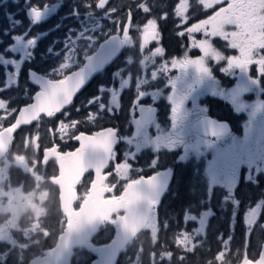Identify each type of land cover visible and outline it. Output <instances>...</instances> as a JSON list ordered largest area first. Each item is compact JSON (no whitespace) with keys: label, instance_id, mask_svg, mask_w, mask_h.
Segmentation results:
<instances>
[{"label":"flooded vegetation","instance_id":"flooded-vegetation-1","mask_svg":"<svg viewBox=\"0 0 264 264\" xmlns=\"http://www.w3.org/2000/svg\"><path fill=\"white\" fill-rule=\"evenodd\" d=\"M114 1L111 0L110 5ZM84 3L85 0H0V96L11 99L12 106L30 103L25 94L16 87L17 76L20 79V89L27 87L34 91L35 85L27 84L29 79L27 67L51 66L56 69V65L64 59L63 46L68 43L65 37L72 38L75 45L80 39L74 38L79 26H88V22L91 24L89 16L91 10L86 9ZM36 5L42 8L45 19L34 23L28 12ZM75 9H79V13H76ZM127 11L128 9L124 8L120 14ZM97 13L99 17H94L95 23L101 25L105 13L100 10L95 14ZM14 29L19 30L18 34L13 35ZM44 36H50L52 42L44 40ZM194 36L197 40L200 39L197 35ZM27 37L28 41L32 38L36 40L35 56L26 53L27 49L20 54L18 50L13 49L17 46L16 42L21 45V41ZM216 40L220 39L216 38L213 41ZM58 41L60 43H57ZM101 41L88 54L79 53L82 60H74L79 69L83 66L84 58L94 52ZM185 44L190 46V51L195 49L191 48V42L185 40ZM48 49L52 51L61 49L62 55L56 57L54 53L52 57L49 55L43 57L39 52ZM127 51L126 46L123 54L110 67L74 97L72 105L65 109L69 114L67 118L57 114L54 120H48L39 115L31 124L22 125L11 136L7 150L0 158V252L5 248L4 239L8 240L12 235L6 231L5 224L16 207L18 226L25 233L23 242L37 241L38 248L43 247L31 257L41 254L55 244L59 231L58 228L55 230L54 228L62 214L60 167L64 165L65 155L76 152L81 147V144L78 145L73 139L65 137L61 140L63 126L59 133H56L55 129L60 121L67 123L71 119H80L87 115L86 109L90 104L92 105L90 110L93 112L105 106L107 110L101 112L99 119L82 125L78 129L80 137H90L102 130H108L107 128L119 129L117 137L121 143L113 155L123 161L127 158L126 154L132 153L133 156V159L127 158L132 171L127 174L126 179L122 177L126 172L121 171L122 165L116 169L117 174L122 177L120 180H117L116 176L101 175L99 195V191H102L104 198L120 197L128 183L142 177L148 178L168 168H159L160 165L157 169L145 170V161H150L151 157L157 161L165 160L174 146L178 145L182 150L185 142H196L202 145L201 149L195 148L198 152H203L199 158L191 157L189 160L179 162L178 155L175 154L172 161L182 164L194 163L192 161L195 160L204 162L206 157L213 158L212 168L215 171L213 179L217 189L229 190L237 203L240 197L246 201L237 213L243 216V220L245 215L251 214L250 226L264 222V96L261 93L245 94L239 95L237 99L230 96L232 92L228 94L229 96H214L204 88L203 79L206 74L200 73L195 66L189 65L184 70L167 71L159 57L147 65L139 63L138 54L137 62L131 57L129 61H123ZM184 52L180 53V56L170 55L164 59L177 57L183 59L187 55ZM27 61H33V64L28 65ZM132 61L135 67L132 66ZM153 70L157 73L155 78L151 76ZM35 74L40 76L39 73ZM252 74L256 76L254 72ZM122 76H126L127 79V87L123 89L119 86ZM216 76L220 78L219 74ZM11 79L14 85H10ZM227 84H232V81H228ZM161 86L163 88H160ZM261 89L264 91V84ZM128 90L131 92L130 95L125 94ZM93 100L97 101V104H92ZM177 103L180 105L179 110L173 112ZM113 106L115 114L109 116L108 112L113 111ZM77 108L81 109L79 113L76 111ZM152 112L155 113L154 120L144 125L134 137L136 120L143 124ZM4 115L0 114V131L10 126L16 119L13 115H8L5 119ZM205 119L214 121L213 128L205 129L201 126ZM157 124L163 131L154 129ZM49 129H52L53 133H50ZM143 135L142 141L139 142ZM163 140L166 148L161 146ZM167 143L170 145L169 148ZM208 144L211 145L204 150ZM135 162L141 163L140 170L135 171L133 168L132 164ZM113 168L114 165L110 164L106 171L110 172ZM176 173L177 171L173 170V176L158 208L169 190L172 191ZM94 176L95 174L86 171L73 183L74 194L69 192L74 196L72 204L74 209H78L89 194ZM223 183L226 188L221 186ZM168 216L172 217V214L169 213ZM149 219L155 220L154 212L150 214ZM258 234V238L261 239L262 230ZM245 237L248 239V235Z\"/></svg>","mask_w":264,"mask_h":264},{"label":"snow or ice","instance_id":"snow-or-ice-1","mask_svg":"<svg viewBox=\"0 0 264 264\" xmlns=\"http://www.w3.org/2000/svg\"><path fill=\"white\" fill-rule=\"evenodd\" d=\"M110 3L111 0H85L84 7L91 10L94 15L97 10L105 13L103 21L113 25L112 31L108 33L109 36H116L121 43L131 46L138 53L141 65L152 63L154 58L159 57L161 58V64L167 71H172L173 69L184 70L189 65H192L200 73L207 74L211 71L208 64L209 61L215 64L223 62L224 67L221 71L230 72L235 70L251 73L255 69L256 79L264 78V0H179L174 9V15L181 19L182 24H186L189 21L191 18L189 16L190 12H195L200 8L204 10L213 9L212 15L207 16L205 19H200L197 23L187 27L185 31L177 33L181 37L188 35L191 39V48L199 49L202 53V55L195 58L185 55L183 59L179 57L164 59L167 53L165 47L161 44L163 34L158 21L167 20L168 14L164 13L162 16L153 15L154 11L160 7L156 0H130V3H123L117 7H110ZM221 4L226 6L215 10L214 6ZM124 8H127L128 11L121 18L120 13ZM134 11L143 13L145 21L137 23ZM29 12L30 19L34 23L39 22L44 15L39 5L32 6ZM75 12L79 13V9H75ZM113 16H116L117 19H112ZM226 25L234 31H228L225 28ZM195 33H201L205 38L197 40L192 35ZM92 35L98 36L99 33H92ZM216 38L224 42V50L214 46L212 41ZM65 39L68 40V43L63 46L64 59L56 65V69L51 66L47 68L27 67L29 76L27 84H35L34 91H30L27 87L20 89V79L17 76L16 87L25 94L26 99L30 100V103L26 102L22 106L14 107L11 99L0 96V114H5V119L8 118V115L18 116L21 111L38 104L44 97H51L52 102L58 105V108L51 115L47 112H41L40 117L48 120H54L57 114L63 115L65 118L68 117L69 114L65 109L72 105L75 94L83 86V81L79 65L74 63V60H82L79 55L81 49L74 46L72 38L65 37ZM81 40H84V37H81ZM28 43L29 45H35V38L30 39ZM57 43L60 42L58 41ZM153 44L157 46L152 48L151 45ZM227 50H235L237 54L225 55ZM54 52L56 57L61 55V49H54ZM73 53L76 55L74 56ZM32 55L35 56L36 53L33 51ZM52 55V53H49V57H52ZM26 63L32 65L33 61H27ZM45 63L48 62L45 61ZM34 73L40 74L42 78L40 83H36V81L31 79ZM156 75V71L153 70L151 76L155 78ZM92 104H97V101L93 100ZM179 107L180 105L177 103L173 112H177ZM90 109H92L91 104L86 109L88 114L80 119H71L67 123L64 121L58 123L55 132L59 133L61 126H63V132L60 133L61 140L67 137L78 142V145L81 144L79 138L81 133L78 129L84 124L99 119L101 112L107 110V106L103 109L97 108L95 112ZM76 111L79 113L81 109L77 108ZM114 114L115 106H113L112 112H108L109 116ZM49 132L53 133V130L49 129ZM118 132L119 129L112 128L102 130L101 134L95 136L92 141L85 143L84 151L89 164V173L91 172L94 175L99 170L101 175L116 176L117 180H120L122 177L117 174L116 169L120 165H125L126 174L123 178L126 179L127 174H130L132 171L131 164L118 160L113 155L118 144L121 143L117 138ZM86 134L92 135V133ZM110 164L114 165V168L109 172L106 169H108ZM154 183L155 177L152 179L139 178L134 188H129L130 196L134 197L135 194L143 195L144 199L140 203L149 210L156 205L153 193ZM141 210L138 206L137 211ZM247 235H250V232L246 233ZM98 251L103 256L104 250Z\"/></svg>","mask_w":264,"mask_h":264},{"label":"water","instance_id":"water-1","mask_svg":"<svg viewBox=\"0 0 264 264\" xmlns=\"http://www.w3.org/2000/svg\"><path fill=\"white\" fill-rule=\"evenodd\" d=\"M28 13V15H30V12ZM44 15L39 22L44 21ZM124 47L125 44L121 43L120 39L116 36H108L105 40L100 42L96 50L84 58L83 66L80 68L83 86L78 90L75 96L97 75L108 68L122 54ZM31 79L36 81V83H40L42 78L34 73ZM57 108L58 105L52 102L51 97H44L38 104L21 111L19 115L16 116L14 123L0 131V158L7 150L11 136L19 127L31 124L37 119L41 112H47L50 115L52 112L56 111ZM154 118L155 113L152 112L143 124L140 123L139 120H136L134 125V137L137 136L139 130L144 125L151 123ZM201 126L205 129L213 128L214 121L205 119V121L201 123ZM99 134H101V132L95 133L90 137L81 136L80 149L64 156V165L60 167L61 178L59 177V187L61 191L60 210L66 219L64 229L58 235L53 247L43 251L41 255L31 258L26 264H70L74 255V250L77 248H82L94 256L90 264H116L124 247L145 226L150 210L140 203L144 197L142 194H135L134 197L129 194V188H134L138 180L128 183L120 197L103 199L102 191H99L100 195L98 194L101 181V173L99 170L95 172L94 182L83 203L78 209L73 208L74 196L70 195L71 193L74 194L72 190L73 183L77 181V179H80L82 174L88 171L89 168L85 156L84 145L92 141L95 136ZM206 135L211 134L206 133ZM99 174L100 177L98 178ZM172 175V171L166 169L148 177L149 179L155 177L153 193L156 205L154 207L158 206ZM138 206L142 209L141 211H137ZM114 215H116L115 219L112 218ZM250 220L251 214L245 215L246 226L249 224ZM103 223H107L113 227V237L105 244L95 245L92 242V238L97 234L99 227ZM261 226L264 233V223H262ZM101 249L104 250L103 256L102 253L98 251ZM240 264H264V236L258 257L254 261L243 259Z\"/></svg>","mask_w":264,"mask_h":264},{"label":"rangeland","instance_id":"rangeland-1","mask_svg":"<svg viewBox=\"0 0 264 264\" xmlns=\"http://www.w3.org/2000/svg\"><path fill=\"white\" fill-rule=\"evenodd\" d=\"M129 0H115L113 2V4L110 5V7H117L120 6L123 3H128ZM173 10H172V16H174L176 19L175 21L178 23L179 32H183L185 31V29L187 27H190L192 24L194 23H190L189 21L186 24H182L181 23V19L176 17L174 15V9L176 7V5L179 3V0H173ZM156 3L160 6L159 1H156ZM226 6L224 4L221 5H216L214 6L215 10H218L219 7H223ZM202 11L206 12L207 16L212 15L213 13V9H208V10H204L203 8H200ZM158 10V8L156 9V11ZM153 15L155 16V11L153 13ZM89 16L91 17V24L90 22H88V26H79L78 30H77V35L74 38H80L78 40L79 43H76L74 46L76 48L81 49L80 53L82 54H88V52L92 51L95 49L96 44L100 41L105 39L109 34V32L112 31V24H107L106 21H104L101 25L96 24V19H94L95 16L99 17V14H93V12L91 11V13L89 14ZM120 17L122 18L123 15L120 14ZM136 17V22L137 23H142L145 21V17L143 13H136L135 15ZM207 18V17H206ZM112 19H117L116 16H113ZM197 23V22H195ZM90 24V26H89ZM225 28L228 31H234L232 28H230L229 26H225ZM17 32H19V30L14 29L13 31V35L18 34ZM99 33L98 36H94L92 35V33ZM87 33V35H86ZM195 35H197L200 39H204L205 37L203 36V34L201 33H195ZM81 37H84V40H81ZM184 37V36H183ZM44 40H47L49 42L51 41V37L50 36H44L43 37ZM28 37L26 38V40H22L21 41V45H18V42H16L15 47H13V49L18 50V53L20 54L23 50L27 49L26 53H30L32 54L33 51L35 52V50L37 49L35 45H29L28 43ZM214 42V46L224 50L225 45L224 42L220 39V40H216V41H212ZM156 44L151 45L152 48L156 47ZM128 51L126 52L125 58L123 59V61H129L130 57L133 56L134 54H138L137 52H135L131 47L129 48V46H127ZM184 53L187 55H190L191 57L195 58L197 56L202 55V53L200 52L199 49H193V50H188V49H184ZM188 51V52H186ZM39 52L43 55V57H45L46 55H49V53L54 54L55 52L52 51L51 49L45 50V51H41L39 50ZM235 50H227L225 51V55H235ZM237 54V53H236ZM62 55V54H61ZM74 56L76 55L75 53L73 54ZM167 58V57H166ZM158 63V62H157ZM160 64V63H158ZM209 66H210V73H207L204 80V88L206 90V92H211L214 96H218V95H223V96H229L228 94L230 92H232L230 94V96H234L235 98H239V95H245V94H252V95H257L260 94L262 96H264V91L263 89H261L262 85L264 84V78H259L256 79V76L254 77V75L252 74V72L255 73L256 75V71L255 69L252 70L251 73L248 72H239V71H230V72H224L221 71V69L224 67L223 62H221L220 64H215L212 63L211 61L208 62ZM215 72V73H214ZM220 75V78H218L216 75ZM114 77H116V75H114ZM104 79V78H103ZM11 84L10 85H14L13 83V79L10 80ZM228 81H232V84L228 85ZM119 86H121V88H125L127 87V79L126 76H122L121 77V82L119 84ZM164 86V85H163ZM163 86H161L160 88H163ZM14 87V86H12ZM130 91H126L125 94L130 95ZM154 129L156 131H163V128L157 124L155 125ZM144 135L142 136V138H140L139 142L142 141ZM162 148H166V143L163 140L162 141ZM211 144L206 145L203 149H207ZM169 144L167 143V147L169 148ZM199 147L200 149L202 148V145L199 143H189V142H185L184 143V148H181L176 145L173 148H171V152L168 155V158L163 160H156L154 157L150 158V161H145L146 163V167L145 170H154L157 169L158 166H165V167H171V168H176V165H178V162H173V156L175 154L178 155L177 157V161L179 162H183L186 160H189L191 157H194L195 159L199 158V156H201L203 154L202 151H197L195 148ZM127 158L133 159L132 153H128L126 154ZM150 157V156H149ZM148 157V158H149ZM125 159V162L128 161V159ZM147 158V159H148ZM212 160L213 158H208L206 157L204 162H200V161H192L194 163H197L198 166L201 168V173H202V178L204 180L205 183H207V188L209 190H213L214 187H217V184H215L214 181V177H215V171L212 168ZM191 161V160H190ZM140 165L141 163L135 162L134 164H132L133 168L135 169V171H137L138 169L140 170ZM187 165H192V164H187ZM121 171H126V166L122 165ZM126 174V172L122 175V177H124ZM253 177H255V175H253ZM264 179V177H263ZM223 188H226V185L223 183L221 185ZM222 191V190H221ZM222 204L224 205V207H226L230 212H233V216L236 217L237 212L240 210L238 209V203L235 201L234 196L231 195V192L229 190H224L223 191V197H222ZM227 205H229L227 207ZM17 207L13 212V215L11 216V218L7 221V224H5L6 226V231H9L10 235L8 240L10 243H8L7 239H4V243L3 245L5 246V248L3 249V251H1L0 253V264H22L25 263L28 258H30L35 252H37L38 250H42L43 247L41 246L40 248H38L37 246V241H27L26 243L23 242L25 233L24 230L19 228L18 226V222H17ZM189 217L192 218L193 220H195L197 222V225H195V227L192 229V233L194 234V236H180V235H176L173 237V246L176 247L177 249H179V251L181 252L182 255L185 254H194L195 251L193 250L196 246H198L200 244V240H203L206 238V230H204V227L206 226V220L207 218L210 219V217L212 216L211 210H210V206L205 208V210H199V209H192L189 213H188ZM241 221H243V216H241ZM64 217L62 214H60L59 216V222L58 225L54 228L57 229L59 233L62 231L63 226H64ZM1 224V223H0ZM243 224V228L245 229V234L249 231L250 235H248V242L247 245L249 244V246H246L247 242V238L245 237V240L243 238L242 241H236L233 239L232 233L231 231L235 229V224H229V231L226 232L225 234V238L222 239L223 244H222V249L220 250V252L218 253V255L216 256V258L214 259V261L217 264H226V263H231V261L234 259L236 260H240L242 258L239 257L238 258V254L242 251L245 250L246 247V251L247 250H252L255 251L256 249V240L257 237L256 235L258 234V230H259V225L260 223H254L251 226L245 227L244 223ZM147 229L149 231H152L150 229H152V224L149 222L147 225ZM204 230V231H203ZM18 233V234H17ZM154 233V232H153ZM250 236V239H249ZM152 239L151 240H145L142 243H147L152 247H155V241L153 239V235L151 236ZM155 237H157V234L155 235ZM50 238V236L48 237ZM227 238V239H226ZM157 239V238H156ZM245 241V242H244ZM45 243V240L44 242ZM135 245V242L132 244V246ZM131 246V247H132ZM232 249V250H231ZM155 251V250H154ZM156 253H161L159 257H157V255H152V258L155 257L153 260L150 257V254L146 255L143 254L139 249L138 246L136 245L135 248H131L127 253L124 254V256L121 258L120 263L125 264V262L127 264H139V260L141 259V257L143 255L145 256V261L147 262V259L150 257L151 262L150 264H156V261L158 258H160L161 256L164 259H169L171 258V253L170 252H165L163 249H159L155 251ZM254 254V253H253ZM75 264H88L87 258L85 255L81 254L79 256H77L76 260H75ZM232 264V263H231Z\"/></svg>","mask_w":264,"mask_h":264},{"label":"trees","instance_id":"trees-1","mask_svg":"<svg viewBox=\"0 0 264 264\" xmlns=\"http://www.w3.org/2000/svg\"><path fill=\"white\" fill-rule=\"evenodd\" d=\"M159 1L160 7L155 10V16H162L164 13L168 14L167 20H159L158 24L160 30L163 34L162 46L166 49V57L170 55L180 56L179 54L184 51V49H190L189 45L185 44V40L189 43L191 39L188 35L184 37L179 36V27L176 26L178 23L175 21V17L172 16L173 10V0H156ZM130 3V0L128 1ZM125 12L122 14L124 16ZM136 15V13L134 14ZM189 22L195 23L200 19H205L207 17L206 12L198 9L195 12H190ZM194 35V34H192ZM197 38V37H195ZM126 53L124 54V56ZM132 60L138 61L137 54L131 56ZM165 58V57H164ZM160 59V58H159ZM132 66L135 67L132 61ZM192 164V165H187ZM198 164L194 163H182L177 165V173L173 182L172 191L169 190L166 197L163 199L160 207L158 208V215L155 221L152 222V231H143L134 241L135 245L132 244L127 248L123 255L118 260L117 264L120 263L121 258L127 253L131 248L138 246V249L143 254H150L160 256L161 253H156V250L163 249L165 252L171 253V258L164 259L162 256L157 259L156 264H217L214 259L222 249L223 241L221 238H225L226 232L229 231V224H235V229L231 231L233 239L236 241L245 240V229L243 228V222L241 221L240 214L236 215L235 219L231 218V212L224 207L222 204L223 191L221 189L211 191L207 188V183L204 182L202 178L201 169ZM195 171L197 173H195ZM172 193V195H170ZM245 200L240 197V205H245ZM202 204V205H201ZM210 206L212 216L207 218L206 226L204 230L206 231V238L200 240V244L196 246L193 250L194 254L182 255L179 249L173 246V237L176 235L182 236H194L192 229L197 225V222L189 217L188 213L192 209L205 210V208ZM229 205H227L228 207ZM171 213L172 217L168 214ZM168 216V217H167ZM156 224V225H155ZM183 230V231H182ZM203 230V231H204ZM154 232V233H153ZM112 234V228L105 225L99 231V234L94 239L97 243H103L109 240ZM157 234V237L155 235ZM155 241V247L150 246L147 243H142L145 240ZM157 238V239H156ZM227 239V238H226ZM245 242V241H244ZM259 238L256 240L255 251L247 250V256L249 258H254L257 253V245ZM249 243V242H248ZM132 246V247H131ZM250 248V246H249ZM155 250V251H154ZM232 250V249H231ZM244 251L238 254V258L244 255ZM245 252V253H246ZM254 253V254H253ZM85 255L88 263L92 259L91 255L86 251L77 249L75 250V255L72 259L71 264H75V260L79 255ZM143 255L139 260V264H150V257L145 261V256ZM237 260H232L231 263L234 264ZM226 263V264H231ZM25 264V263H22ZM125 264H127L125 262Z\"/></svg>","mask_w":264,"mask_h":264}]
</instances>
